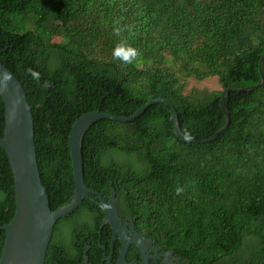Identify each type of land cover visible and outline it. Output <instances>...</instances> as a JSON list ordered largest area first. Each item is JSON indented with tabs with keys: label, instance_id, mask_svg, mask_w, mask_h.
I'll return each instance as SVG.
<instances>
[{
	"label": "trees",
	"instance_id": "1",
	"mask_svg": "<svg viewBox=\"0 0 264 264\" xmlns=\"http://www.w3.org/2000/svg\"><path fill=\"white\" fill-rule=\"evenodd\" d=\"M121 39L139 49V64L113 58ZM0 52L33 109L40 175L53 212L75 191L69 139L75 121L97 110L130 116L166 98L181 132L187 127L196 141L176 134L165 103L127 122L100 119L83 136L87 186L103 196L114 189L141 229L191 264H219L247 244L251 264H264V86L229 92V128L197 142L225 126L223 90L263 80L264 0H0ZM214 76L221 89L186 90L190 78ZM4 128L0 96V137ZM99 199L91 193L56 223L46 264H83L95 254L106 216ZM15 211L14 175L0 147V258L3 226ZM78 213L85 222L75 220Z\"/></svg>",
	"mask_w": 264,
	"mask_h": 264
},
{
	"label": "water",
	"instance_id": "2",
	"mask_svg": "<svg viewBox=\"0 0 264 264\" xmlns=\"http://www.w3.org/2000/svg\"><path fill=\"white\" fill-rule=\"evenodd\" d=\"M263 62L264 55L259 64L260 72L263 75V80L260 84L223 90L221 107L226 114L227 122L212 137L198 140L197 142H210L229 128L231 114L225 105V97L229 92L248 91L264 86ZM0 96L5 103V128L4 135L0 137V147L8 155L16 190V211L14 217L10 223L3 226L6 231V239L0 264H46V257L56 223L77 210L85 199H91V193L101 197L100 206L104 209L106 221L111 224L115 233H124L125 227L115 205L116 191L112 189V195L107 200L102 193L88 187L86 184L82 142L85 131L96 121L100 119L122 122L131 121L143 114L151 105L165 103L173 110L176 134L182 140L189 141L185 140L182 135L179 127V114L175 106L166 98L152 99L130 116L114 115L101 110L81 115L73 124L69 137L75 191L70 203L59 207L53 212L40 175L32 106L28 101L27 93L21 81L1 60ZM190 141L194 142L196 140L191 139Z\"/></svg>",
	"mask_w": 264,
	"mask_h": 264
},
{
	"label": "flooded vegetation",
	"instance_id": "3",
	"mask_svg": "<svg viewBox=\"0 0 264 264\" xmlns=\"http://www.w3.org/2000/svg\"><path fill=\"white\" fill-rule=\"evenodd\" d=\"M111 194H105L104 197L109 200ZM116 208L117 212L125 227L124 233H115L111 224L106 221V216L101 221V229L99 230L101 237L98 238L100 247L95 248V254L89 259L84 260L87 264H191L189 259L181 256L175 250L160 244L157 240L147 234V232L139 227L135 217L131 216L120 204V198L116 192ZM100 199L98 203H100ZM79 223L85 222L86 217L80 218ZM68 217V216H67ZM92 222L98 223L99 219H92ZM72 226V224H68ZM66 224L60 227L59 231L66 228ZM82 228V227H81ZM103 229H107L105 239L102 236ZM95 230V229H94ZM91 230H87L86 236L91 235ZM92 239L89 240L91 242ZM247 244V243H246ZM249 247V248H247ZM91 245H87L90 249ZM253 249L247 244L240 252L221 259L219 264H251L254 259L252 256ZM101 256V260L99 259ZM99 257V258H98ZM83 262V261H82ZM83 263V264H84ZM73 264V263H72Z\"/></svg>",
	"mask_w": 264,
	"mask_h": 264
},
{
	"label": "clouds",
	"instance_id": "4",
	"mask_svg": "<svg viewBox=\"0 0 264 264\" xmlns=\"http://www.w3.org/2000/svg\"><path fill=\"white\" fill-rule=\"evenodd\" d=\"M116 27H114V33L117 35H120L122 32V29L118 26L119 21H116ZM113 58L117 61H119L123 65H136L140 63V56L141 53L139 49L133 47L128 40L121 39L113 48L112 52ZM29 73L32 75L34 79H36L37 83L39 84V74L36 73L34 70L29 69ZM48 83L45 82L43 87H48ZM182 135L184 136L185 140H191L192 135L190 131L187 129V127L183 130ZM177 194H181L183 192V189L180 187H177L176 189Z\"/></svg>",
	"mask_w": 264,
	"mask_h": 264
},
{
	"label": "rangeland",
	"instance_id": "5",
	"mask_svg": "<svg viewBox=\"0 0 264 264\" xmlns=\"http://www.w3.org/2000/svg\"><path fill=\"white\" fill-rule=\"evenodd\" d=\"M207 88L210 90H216V89H221L220 83H219V78L214 76V77H209L204 80H198L194 77L189 79L188 85L186 90H190L192 88Z\"/></svg>",
	"mask_w": 264,
	"mask_h": 264
}]
</instances>
